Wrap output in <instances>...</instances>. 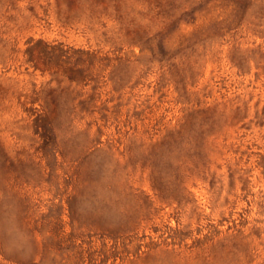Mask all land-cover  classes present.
Returning a JSON list of instances; mask_svg holds the SVG:
<instances>
[{
    "label": "rangeland",
    "instance_id": "1",
    "mask_svg": "<svg viewBox=\"0 0 264 264\" xmlns=\"http://www.w3.org/2000/svg\"><path fill=\"white\" fill-rule=\"evenodd\" d=\"M0 264H264V0H0Z\"/></svg>",
    "mask_w": 264,
    "mask_h": 264
}]
</instances>
